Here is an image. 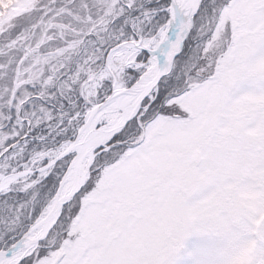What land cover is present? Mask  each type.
I'll list each match as a JSON object with an SVG mask.
<instances>
[{"label": "snow or ice", "instance_id": "1", "mask_svg": "<svg viewBox=\"0 0 264 264\" xmlns=\"http://www.w3.org/2000/svg\"><path fill=\"white\" fill-rule=\"evenodd\" d=\"M11 7L35 22L0 14V264H177L193 229L219 237L197 264H264V0Z\"/></svg>", "mask_w": 264, "mask_h": 264}, {"label": "rangeland", "instance_id": "2", "mask_svg": "<svg viewBox=\"0 0 264 264\" xmlns=\"http://www.w3.org/2000/svg\"><path fill=\"white\" fill-rule=\"evenodd\" d=\"M16 3V0H12L8 6L4 7V12L0 14H18L15 13V9L11 6ZM118 27V25H117ZM193 35L195 34V29H193ZM189 43H191V40H189ZM109 84L108 81L104 82V85L107 87ZM76 99L75 95L70 93L68 95L67 99L61 98L59 96L56 97V99L52 100L51 102H48L45 104V107L49 108L53 116L57 114L58 111H60V106L63 105V110L68 111L71 108V100ZM250 100H255L256 98L249 97ZM31 138V143L28 145V149H31L33 147L39 148V143L35 139V137L38 136H48L49 140H51L53 137L56 139H59V137H56V134L54 132L49 133L48 125L46 123H42L36 128H33L32 131L29 134ZM59 171V169H55L54 173L50 175L43 183L44 187L41 189V193L43 194L45 191L50 188L55 179H56V173ZM192 232L196 234V240L195 242L191 243L190 245L185 249L186 251L183 254H179L180 259L178 260L177 264H197V259L200 255V248L203 244L209 241L217 240L219 237L211 230H205V229H193ZM7 239V237H5ZM251 252V245L241 248L239 252L233 257L232 264H240V262L243 261H251V256L249 253Z\"/></svg>", "mask_w": 264, "mask_h": 264}, {"label": "trees", "instance_id": "3", "mask_svg": "<svg viewBox=\"0 0 264 264\" xmlns=\"http://www.w3.org/2000/svg\"><path fill=\"white\" fill-rule=\"evenodd\" d=\"M12 0H3V4H4V7L8 6L9 3L11 2ZM19 18L15 21V24H16V29L15 31H19L21 29H27L32 23L35 22L34 20V15H28V14H25V15H19ZM25 158H27V156L25 155Z\"/></svg>", "mask_w": 264, "mask_h": 264}, {"label": "flooded vegetation", "instance_id": "4", "mask_svg": "<svg viewBox=\"0 0 264 264\" xmlns=\"http://www.w3.org/2000/svg\"><path fill=\"white\" fill-rule=\"evenodd\" d=\"M196 240V234L194 232H191V234L182 241V246L179 248L178 255L181 253L183 254L186 250V248L190 245V242L193 243ZM240 264H250L249 261H243L240 262Z\"/></svg>", "mask_w": 264, "mask_h": 264}]
</instances>
